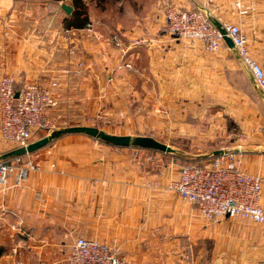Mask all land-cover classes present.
<instances>
[{
  "label": "crops",
  "instance_id": "1",
  "mask_svg": "<svg viewBox=\"0 0 264 264\" xmlns=\"http://www.w3.org/2000/svg\"><path fill=\"white\" fill-rule=\"evenodd\" d=\"M168 1L185 8H204L214 24L218 20L238 24L253 56L264 67V0H240L239 6L233 0ZM162 2L157 1L159 7L154 5L143 23L100 18L96 22V29L102 36L119 30L125 35V44L140 39V44L132 45L125 56L138 69V74L123 69L112 72L111 67L116 65L120 54L108 47L110 62L102 60L96 51L91 69L67 77L61 72L66 54L62 38L56 31L68 17L63 10L59 6H38L34 0H0V75H11L17 87L24 81L48 82L56 78L59 81L55 91L58 104L50 115L61 118L72 108L78 110L75 118L85 126H89L83 124L85 119L93 114L86 111L101 108L117 111L129 103L136 111V121L132 123L135 129L139 130L138 126H145L146 130L154 126L160 128L163 117L157 112L166 101L163 94L179 96L214 91L221 94L227 106L236 105L239 114L247 110L246 118L251 115L252 120H260L259 103L255 104V98L234 89L228 83L234 80L227 82L225 79L224 67L213 63L216 57L228 60L230 53L236 58L234 49L229 47L212 56L204 52L201 44L192 47L172 37L165 29ZM136 77H141L139 86L135 85ZM249 88L261 100L251 82ZM168 102L165 104L168 108L174 107V102ZM44 136L36 132L31 142ZM150 137L161 140L156 135ZM170 148L171 154L178 153L174 147ZM160 153L133 146H112L83 133L63 134L34 152L32 156L37 161L46 163L47 160L55 163V167L31 172L18 185H14V177H10L9 188L3 191L0 187V216L3 215L9 224L0 232V246L4 248L0 264H4L12 244L11 224L18 225L24 233L16 234L15 239L23 236L29 240L24 250L26 264H49L63 259L77 236L96 238L120 247L131 264H151V261L163 264L161 252L169 253L170 247L181 237L190 240L198 230L193 204L175 193H164L145 185L149 178L173 173L171 162H156ZM149 154L153 158L150 163L144 159ZM208 157L210 154L199 159ZM262 204L264 206V196ZM241 225V229L235 231L237 246L230 245L229 241L221 243L223 246H219L216 257L238 252L240 260L264 264V223H254L253 229L251 225ZM167 259L171 260L170 256ZM223 263L247 264L228 260L211 262Z\"/></svg>",
  "mask_w": 264,
  "mask_h": 264
},
{
  "label": "built area",
  "instance_id": "2",
  "mask_svg": "<svg viewBox=\"0 0 264 264\" xmlns=\"http://www.w3.org/2000/svg\"><path fill=\"white\" fill-rule=\"evenodd\" d=\"M233 1L239 6L240 0ZM61 6L62 3H59L60 8ZM161 9L168 34L192 47L201 44L204 52L210 55L229 48L218 26L223 29L233 43L236 58L251 76L264 100V67L253 56L238 24L218 20L217 26L211 22L206 9L185 8L168 0H163ZM47 27H50V24ZM56 31L57 36L62 38L66 54L65 67L61 72L67 77L92 68L95 61L92 58L88 59L86 55L90 39L94 40L93 49L101 54L104 61L110 62L111 54L108 47L119 52V60L111 67V71L138 70L125 59V56L132 45L140 44V39L125 44V35L119 30L102 36L92 22H87L81 29L69 28L62 23L57 26ZM81 36L85 40L84 45L79 47L76 40ZM58 87L59 81L56 78L48 82L24 81L17 87L11 75L8 73L0 75L1 154L11 149L26 147L36 132H42L47 136L58 129L69 127L62 117L59 119L50 115V111L58 104L55 94ZM239 154L224 149L222 154L210 156L205 160L187 161L182 164L171 162L172 175L160 174L157 178H149L145 185L164 193L177 194L184 201L193 204L198 214L207 220H242L263 224L264 178L260 173L244 169ZM144 159L151 162L153 158L149 154ZM45 161L46 163L37 161L32 154L0 159V187L3 191L8 189L11 184L10 177H14L13 184L18 185L31 172H42L47 167H55V163ZM8 225L5 217L1 215L0 232ZM9 227L13 240L4 264H26L24 250L29 246V240L23 236L15 239L16 234L24 233L18 225L11 224ZM68 249L63 259H56L49 264H131L120 247L96 238L77 236Z\"/></svg>",
  "mask_w": 264,
  "mask_h": 264
},
{
  "label": "rangeland",
  "instance_id": "3",
  "mask_svg": "<svg viewBox=\"0 0 264 264\" xmlns=\"http://www.w3.org/2000/svg\"><path fill=\"white\" fill-rule=\"evenodd\" d=\"M34 1L38 6L45 5L50 8H58L59 3L68 4L72 7V11L74 9V4H72V2L82 5V9L86 11L88 16L87 22H92L95 29L96 22L100 21V19L110 21L121 19V21L129 23L136 20L137 22L143 23L146 21L144 18H147L151 14L152 7L154 5L159 7L157 3L158 0ZM84 40L82 36L77 37L76 45L81 47L84 45ZM87 44H89L86 51L87 58L88 55L92 58L96 55V51L93 49L95 42L93 39H90V42ZM217 54L218 52L212 54V56ZM218 58L219 57L214 58L215 61L213 63L215 65L217 64V66L220 64L224 67L223 70H226L224 74L226 81L228 82L229 79L230 81L233 79L234 83H228L234 89H237L246 96H253L257 106L259 103L260 120H252L251 115L246 118L245 114L247 110L244 111L245 113L243 112L242 115L239 114L236 105L227 106L220 98L221 94L214 91L213 93L201 92L195 95L181 93L179 96L177 94H163L166 101L171 103L174 102V107L168 108L165 105L166 101H164L161 103V106H159L158 112L155 111L159 116L163 117V125L160 128L154 126L146 130L144 129L145 126H138L139 130L135 129L136 126L132 123L136 121V111L133 109V105L129 103H127L126 108L122 106L119 108L120 110L117 111L110 110V108L105 110L103 108L96 109L94 112H92V110L86 111L88 114H93L89 115L83 124L98 127L110 133H112V131H117L120 133L132 132L134 134L143 133L149 136H159L161 139L160 142L178 150V153L172 154L160 153L159 151L160 158L156 157V162L161 161L162 163L174 162L182 164L187 161H199L214 150L234 149L237 148L238 145L242 148L254 149L249 152H239L242 166L251 168L248 170L260 173L264 178V100L262 97L261 100H258L255 91L253 92L252 89L250 90L248 79L250 80L251 78L241 66L240 61L234 57V54L230 53L228 60H221V58ZM132 74H138V70L133 71ZM140 78L141 77H136L137 80H135V85H140ZM119 105L120 104H118V106ZM171 105L173 106V104ZM66 113H69V115L63 116L62 120H66L68 126L79 125L78 123L80 122L77 121L78 118H75L77 116L76 114H78V110L76 111L69 108ZM128 118L130 119L128 120ZM81 124L82 123H80V125ZM31 154L33 155L34 153ZM196 154H203L205 156H195ZM253 157L256 159L253 160ZM258 158L260 160H258ZM215 221L216 220L202 218L197 212L198 231L196 236L194 238L192 237L190 240L187 237H181L179 241L170 247L169 253L165 254V252H161L160 255L162 256L161 260L163 264H168L167 262L164 263V261L173 262L169 264H211V262L216 260H228V262L232 263L245 262L251 264V261L248 259L240 260L238 258V252H232L227 257L223 256V254H219L221 258H217L216 255H218L219 246H223L221 243L224 244V242L229 241L230 245L234 247L237 246L238 237L235 235V231L241 229V224H245L246 227L251 225V229H253L254 223L242 220H231L222 223H216ZM169 256L171 260L167 259ZM151 262V264H153V261Z\"/></svg>",
  "mask_w": 264,
  "mask_h": 264
},
{
  "label": "water",
  "instance_id": "4",
  "mask_svg": "<svg viewBox=\"0 0 264 264\" xmlns=\"http://www.w3.org/2000/svg\"><path fill=\"white\" fill-rule=\"evenodd\" d=\"M61 8L66 14H71L72 7L69 6L68 4H62ZM218 28L224 34V40L227 46L233 48V43L231 39L225 35V32L223 29H221L219 26ZM68 133L87 134L98 140L107 142L108 144L112 146H119V147L133 146L136 148L151 149V150L160 151L164 153H170L172 151V149L168 145L150 136L132 137L130 135H118V134H113V133L104 131L103 129H99L98 127H95V126L74 125V126H69L67 128L60 129V130H56L55 132L47 136H44L36 141L30 142L26 147H20V148L11 150L1 155L0 159H7V158L15 157V156L34 153L40 148L45 147L46 145L50 144L52 141H54L61 135L68 134ZM252 150L254 149L242 148V147L230 149V151L232 152H249ZM223 152H224L223 149L214 150L210 153V156L220 155Z\"/></svg>",
  "mask_w": 264,
  "mask_h": 264
},
{
  "label": "trees",
  "instance_id": "5",
  "mask_svg": "<svg viewBox=\"0 0 264 264\" xmlns=\"http://www.w3.org/2000/svg\"><path fill=\"white\" fill-rule=\"evenodd\" d=\"M77 1V0H76ZM100 1H103V0H100ZM105 1V0H104ZM115 1H122V0H115ZM80 3V2H79ZM72 4H74V9L72 11V13L66 17L64 19V23L67 27L69 28H76V29H81L85 26V24L87 23L88 21V16L86 14V11L82 9V5H79V4H76L75 2H72ZM249 77L251 78V76L249 75ZM248 82L250 84V82L252 83V85L255 86V84L253 83V80L252 78L249 80L248 79ZM258 90V89H257ZM259 91V90H258ZM261 97V96H260ZM107 143V142H106ZM110 145V144H109ZM16 149V148H15ZM11 150H14V149H11ZM9 150V151H11ZM148 150H151V149H148ZM8 151V152H9ZM7 153V152H6ZM5 154V153H3ZM3 154H0L3 155ZM13 158V157H11ZM7 159H10V158H7ZM4 251V248L2 246H0V255L3 253Z\"/></svg>",
  "mask_w": 264,
  "mask_h": 264
}]
</instances>
